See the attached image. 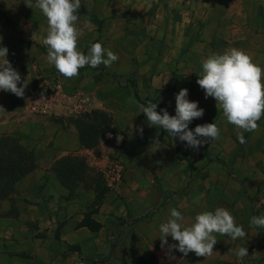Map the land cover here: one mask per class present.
<instances>
[{
	"label": "crops",
	"instance_id": "crops-1",
	"mask_svg": "<svg viewBox=\"0 0 264 264\" xmlns=\"http://www.w3.org/2000/svg\"><path fill=\"white\" fill-rule=\"evenodd\" d=\"M27 2L28 0H0V46L7 47L6 59L20 74L21 82L27 83L26 87L30 85L34 75L48 72L52 66L47 62V49L42 42L48 31L47 19L41 17L39 9L27 7ZM164 2L167 11L147 18L148 38L157 44H163L160 51L163 63L151 66L152 63L147 61L143 70H138L135 74L133 84L139 102L134 98L131 86L126 84L120 87L108 84L99 101L100 105H104V108L101 106L102 111L111 118V127L117 131L114 144H121L120 151L125 160L127 174L125 184L120 187L121 196L123 191H130L126 198L117 199L119 202L113 200L110 193L105 196L97 211L91 215V219L100 224L98 231L90 232L83 226L75 228V221L82 219V215L77 214L76 219L64 224L61 232L73 231L74 234L81 233L85 236L82 243L69 235L66 243L78 245L81 253L87 257L88 264H137V259L145 250L152 253L151 264H264V229L250 224L252 216H264V117L257 122L259 127L256 131L244 132L246 143L241 144L237 138L240 129L227 122L214 98L205 99L204 91L196 83L202 71V60L211 53H223L231 48L244 50L254 63L264 68V0ZM123 5L121 4V10L114 18L116 26L123 27L125 19L127 20L122 12ZM160 7L161 3L156 7L157 12ZM44 25L46 30L42 28ZM193 38L195 41L189 45V40ZM157 49H153L155 55ZM142 63H146L145 59ZM145 73H149L146 87L142 82V75ZM172 76L176 77L173 83L170 82ZM182 88L188 90L187 98L190 101H196L198 107L204 109V115L194 119L189 124V129L194 130L197 125L206 123H215L220 128V138L210 141V151L205 150L204 145L198 151L188 150L187 147L179 150L187 157L194 155L195 162L191 165L202 169L194 183L212 185L217 189L212 194L215 200L202 211H214L217 207H223L230 211L237 225L243 226L247 233L246 238L235 241L229 236L215 234L218 241L214 245L213 254L205 258L197 257L192 252L184 256L175 250L172 253L175 259H170L165 254L167 246L161 248L159 225L169 218L168 203L154 209L147 218L143 214L155 203L159 205L163 200V192L172 185L186 184V163L182 160H161V155H167L168 152L158 144L145 146L139 151L151 160L134 159L136 146L148 141L149 136H160L159 127L148 124L139 105L152 101L160 109H166L169 115H175V95ZM116 96H121L122 100L115 106L111 105ZM17 104L16 95L0 90V108H3L0 110V135L13 132L25 134V122L30 120L23 115L18 117ZM46 119L39 116V153L50 152L58 155V158L79 148L77 132L73 126L58 127L48 123ZM47 125L51 128V134H47ZM136 126H143L142 137L136 132ZM173 139L179 142L178 138ZM204 154L213 159V162L204 165ZM176 162L179 163L178 172L174 170ZM53 164L54 162L52 166ZM170 167L172 168L169 169ZM42 169L27 175L16 185L17 192L23 199L34 202L28 205L26 212L21 213L22 208L19 209L17 215L24 221L36 219L38 227L39 209L45 214V209H56L58 202H62L59 196L62 189L55 175L52 172L45 174ZM151 176L163 184L162 192L153 188L151 192L143 190L148 185L146 179L149 180ZM49 186L52 188L50 191ZM226 186H230V189L227 190ZM55 192L58 194H54ZM50 196L53 198L50 199ZM1 204L3 207L0 210H5L7 202L3 201ZM196 215H193V222ZM119 216L138 220L129 227L123 225L119 243H114V249L110 251V243L117 228L114 217ZM7 233L10 234V230ZM167 240L169 244L178 243L171 237ZM241 246L248 251V256L243 260L235 255V250ZM22 259L25 262L21 264H39L37 256L34 259Z\"/></svg>",
	"mask_w": 264,
	"mask_h": 264
},
{
	"label": "rangeland",
	"instance_id": "rangeland-1",
	"mask_svg": "<svg viewBox=\"0 0 264 264\" xmlns=\"http://www.w3.org/2000/svg\"><path fill=\"white\" fill-rule=\"evenodd\" d=\"M164 1L81 0L79 21L77 22V27L81 29L82 33L78 40L79 50L87 54L91 44L99 42L106 50H111L116 54L118 60L113 62L110 67H105L103 64L97 68L85 66L79 70L77 77L71 79L63 77L52 65L48 72L45 73L58 75L66 89H77L81 93L88 95L91 98V107L89 112L79 117L40 116L46 117L48 123L64 128L69 125L74 127L72 122L77 118V129L82 139L78 149L63 154L58 158V155L50 152L46 154L44 152L39 153V114H33L27 109V87L25 88L24 96L18 97L16 106L18 117L23 115L27 120H30L28 123L25 122V134L19 132L2 134L0 139L10 140L28 153L30 171L27 175L37 173L42 168L45 174L52 172V162L62 161L65 166V178L63 186H60L62 190L59 192L62 202H58V205L63 210H60L59 206L56 205V209L50 207L45 209V214H43L42 210L39 209V227L36 224V219L24 221L21 216L17 215L19 209L22 208L21 213L26 212L28 205L34 202L23 199L16 189V185L27 175L15 182L9 194L4 199H0V209L3 207L1 202H7V208L0 210V264L24 263L25 260L15 255L17 252L27 253V258L29 257L30 259H34L37 256L39 264H88L87 257L81 253L78 245H67L66 243L69 235L82 243L85 241V236L81 233L74 234L73 231L61 232V228L68 220L76 219L77 214H81L82 219L79 222L75 221V228H78L80 224L85 222L88 217L91 218V215L97 211L107 194L110 193L113 200L119 202L118 200L126 198V194L130 191L129 189L123 191V197L121 196L120 187L125 184V175L127 174L125 160L120 151L121 144H114L113 139L117 131L111 127V118L102 111L104 105H100L99 101L103 90L108 84L117 87L123 84L131 86L135 83V74L139 72L138 70H143V66L147 65V61L152 63L151 66L160 62L163 63L160 56L163 44L162 42L157 44L148 38L149 21L147 18L167 11ZM159 3L162 4V7L158 8L157 12L156 7ZM121 4H124L122 12L127 17L123 27L120 25L116 26L114 21L117 13L121 10ZM41 17L45 16L41 14ZM91 17L94 18L95 22L91 20ZM42 28L45 29L46 26L44 25ZM193 41H195V38L189 40V45L193 44ZM155 47L158 48L156 55L153 50ZM144 59L146 61L145 64L142 63ZM148 76L149 73L142 75L144 87L147 86V81H149ZM175 80L176 77L172 76L170 82L173 83ZM121 100V96H116L110 104L115 106ZM93 104L97 105L94 106ZM144 104L147 106L146 101ZM49 125H47V134H51ZM88 128L93 132L90 138L87 137V133L84 134ZM77 129L75 128L76 132ZM149 135H151L150 132ZM157 139L160 142L155 145L158 144L159 147L161 146L163 150L168 152L167 155H161V160L164 162L171 160L184 161L187 165L188 181L184 185H172L171 188L165 190L161 203L159 205L155 203V205L147 209L143 213L144 218L149 217L154 209H158L166 202L170 209L176 208L180 211L184 216L185 226H190L193 223V215L205 210L206 206L211 205L212 200H215L212 194L217 189L212 185L194 183L202 169H197L191 165V163L195 162L194 155L187 157L181 151L179 152V150L187 147L185 143L177 142L170 138L166 131ZM152 141L153 138L149 136V140L140 144V148L136 146L134 159L140 161L151 160L140 152L143 147L151 146ZM204 147L207 151L212 148L210 142L206 143ZM190 149L188 148V150ZM212 160L204 154L202 162L207 165L213 162ZM41 161L45 163H41ZM115 163L121 166L122 173L120 181L117 184L112 183L110 186L107 175L108 177H114L115 169L112 166ZM174 167L176 172L180 170L178 162H176ZM149 178V180L146 179L148 185L146 184L143 190L151 192L153 188L158 192H162L161 187L163 184L159 183V180L154 176ZM226 188L229 190L230 186H226ZM50 190H52L51 186H49ZM54 191L56 190L54 189ZM54 194L58 193L55 192ZM52 198L53 196H50V199ZM154 201L156 202V200ZM125 207H127L126 204ZM51 217H53V220H51ZM137 220L138 218L114 217L117 228L113 241L116 245L119 243V233L123 230V225L129 227ZM9 230L10 234L7 233ZM35 239L39 241H35ZM74 250H77V252ZM140 256L146 260H152L151 251L145 250Z\"/></svg>",
	"mask_w": 264,
	"mask_h": 264
},
{
	"label": "clouds",
	"instance_id": "clouds-1",
	"mask_svg": "<svg viewBox=\"0 0 264 264\" xmlns=\"http://www.w3.org/2000/svg\"><path fill=\"white\" fill-rule=\"evenodd\" d=\"M26 6L39 9L46 17L48 31L42 42L47 49V62L63 77H77L85 66L97 68L103 64L110 67L118 60L116 54L99 42L91 44L87 54L79 50L78 40L82 33L77 22L81 0H35V3L28 0ZM7 54V47L0 46V90L23 97L27 83L21 82L20 74L6 59ZM196 83L204 91L205 99L214 98L227 122L240 129L237 132L239 142L246 143L244 132L256 131L257 122L264 117V68L254 63L244 50L231 48L203 59ZM187 97L188 90L183 88L175 95V115H169L166 109L158 112L157 103L152 101L139 107L150 126L163 129L170 138H178L188 148L198 151L206 143L220 138V128L215 123H206L190 130L189 124L201 118L204 109ZM135 130L143 136V126H136ZM159 142L154 137L152 144ZM183 222L181 212L171 208L167 221L159 225L161 248L167 246L165 254L170 259H175L174 250L184 256L190 252L197 257L211 256L218 241L215 234L229 236L233 241L247 236L243 226L237 225L234 216L223 207L198 213L190 226ZM250 224L264 229V216H252ZM168 237L178 243L169 244ZM235 255L243 260L248 256L247 248L238 247Z\"/></svg>",
	"mask_w": 264,
	"mask_h": 264
},
{
	"label": "built area",
	"instance_id": "built-area-1",
	"mask_svg": "<svg viewBox=\"0 0 264 264\" xmlns=\"http://www.w3.org/2000/svg\"><path fill=\"white\" fill-rule=\"evenodd\" d=\"M27 88V109L39 116L79 117L89 112L91 107V98L88 95L77 89H66L58 75L39 72L34 75ZM112 168L115 169L114 177L107 175L110 186L120 181L122 173L118 163L113 164Z\"/></svg>",
	"mask_w": 264,
	"mask_h": 264
},
{
	"label": "trees",
	"instance_id": "trees-1",
	"mask_svg": "<svg viewBox=\"0 0 264 264\" xmlns=\"http://www.w3.org/2000/svg\"><path fill=\"white\" fill-rule=\"evenodd\" d=\"M91 20L95 22L94 18L91 17ZM98 24V22H97ZM133 89V96L137 102H139L138 96L134 89V84L131 85ZM158 112L160 111V107L157 106L156 109ZM74 127L78 128V119L76 118L74 122H72ZM81 130V129H79ZM159 134L163 135L164 130L159 128ZM87 133V137L90 138L92 136V130L89 128L85 130L84 134ZM77 139L78 142L81 143L82 139L80 138V134L77 129ZM29 164V156L26 151L20 148L17 144L13 143L7 139H0V199H4L9 192L12 190V186L15 182H18L22 178H24L30 171ZM53 174L55 175L60 186L64 184V172L65 166L62 164V161L54 162L51 167ZM250 202V200H249ZM80 226L85 227L90 232H96L100 228V224L93 221L90 217L86 219L85 222L80 224ZM114 249V241L110 243V251ZM77 252V250H74ZM16 256L20 258H27V254L23 252L15 253ZM153 260V259H152ZM152 260H146L144 257H139L137 259V264H151Z\"/></svg>",
	"mask_w": 264,
	"mask_h": 264
}]
</instances>
